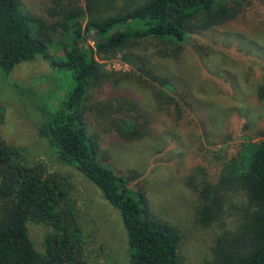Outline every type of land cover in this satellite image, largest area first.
<instances>
[{"label":"rangeland","instance_id":"374dc122","mask_svg":"<svg viewBox=\"0 0 264 264\" xmlns=\"http://www.w3.org/2000/svg\"><path fill=\"white\" fill-rule=\"evenodd\" d=\"M232 1L241 10L236 18L206 29L194 20L183 42L145 40L98 53L102 77L90 85L82 107L99 161L125 178L128 188L142 192L156 218L179 231L182 264H212L224 232L235 230L240 220L232 212L206 226L197 220L200 190L215 183L223 160L235 156L242 142L237 133L233 141H216L233 134L231 121L238 131L246 117L255 126L264 117V99L258 97L264 86V0ZM19 4L23 12L55 19L48 13L51 0ZM73 86L70 71L42 58L18 64L7 76L0 72V137L25 149V164L68 179L88 264H129L119 212L75 168L57 161L37 133ZM152 86L177 99L181 113L161 104ZM128 122L140 138L120 134ZM27 229L43 252L48 228L30 221Z\"/></svg>","mask_w":264,"mask_h":264},{"label":"trees","instance_id":"16d2710c","mask_svg":"<svg viewBox=\"0 0 264 264\" xmlns=\"http://www.w3.org/2000/svg\"><path fill=\"white\" fill-rule=\"evenodd\" d=\"M51 1L48 13L55 18L53 22L23 12L19 0H0V72L7 76L18 64L37 58L70 71L74 86L57 110L38 126L39 137L57 161L75 168L119 212L129 264H182L179 231L156 218L142 192L128 188L125 178L99 161L82 107L90 85L102 77L95 60L98 53L145 40L183 42L192 21L206 29L208 24L233 20L241 12L239 3ZM51 49L62 55H50ZM152 92L161 104L174 105L181 113L177 99L156 86ZM258 97L264 99V86L259 88ZM258 121L255 126L246 117L238 131L231 121L233 134L217 144L233 141L236 136L242 142L235 156L223 160L215 183H207L200 190L197 220L201 224L209 225L227 212L240 216L235 230L224 232L212 264H264V117ZM118 130L128 140L141 137L130 122ZM25 158L24 148L9 146L0 137V264H88L68 179L47 173L40 165L29 166ZM30 221L48 228L42 238L43 252L29 237Z\"/></svg>","mask_w":264,"mask_h":264}]
</instances>
